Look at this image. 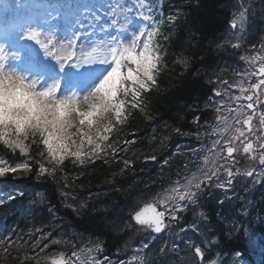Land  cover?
<instances>
[{
    "label": "trees",
    "instance_id": "obj_1",
    "mask_svg": "<svg viewBox=\"0 0 264 264\" xmlns=\"http://www.w3.org/2000/svg\"><path fill=\"white\" fill-rule=\"evenodd\" d=\"M241 1L164 0L165 21L159 35L160 47L156 49L162 59L156 85L141 94L140 108L126 103L121 121H116L114 113H109L99 125H93V133L97 128L102 131L105 126H112L111 137L104 142V153L94 163L86 160L83 165L74 164V158L70 157L57 165L50 161L41 143L44 133L37 132L27 139L31 144L32 172L9 173L0 179L8 182L2 186L4 190L16 189L23 194L0 206V240L6 242V246H0V264H44L50 257L69 254L75 248V232L103 242L106 255L126 254L148 233L145 226L126 227L129 216L152 197L151 193L176 179L174 173L179 162L191 159L184 143L202 144L208 140L209 133L203 124L215 118L204 104L212 95L211 89L216 87L214 71L225 60L219 48L221 40ZM262 6L263 3L259 7ZM170 14L178 17L173 23L168 22ZM125 99L131 100V97ZM196 115L201 118L199 125L193 123ZM177 127L188 133L199 127L200 139L177 135L174 132ZM161 140L166 142L162 149L159 147ZM172 153L176 155L172 157L171 168H161L160 160ZM154 155L158 157L156 161H145L146 156ZM0 157L11 164L25 159L19 150L13 152L3 142H0ZM125 159L132 161L128 168H124L122 161ZM36 161L45 163L51 174L36 179ZM195 169L189 164L185 175ZM12 182L14 184H9ZM244 188V175L239 174L235 178L237 197L233 218L240 229L236 232H231L227 213L220 210L222 190L218 187L203 192L199 204L190 206L189 212L193 219L201 216V212L210 216L217 226L214 235L223 252H239L250 262L264 264V251L259 253L246 234L247 228L252 229L264 242V195L256 196L248 208L242 209L239 196ZM62 193H69V196ZM23 201L29 203V210L21 211L19 205L25 203ZM67 204L74 205L77 211ZM80 205L85 206L81 208ZM36 229L43 233L51 231L52 235L34 248L32 245L42 234ZM53 240L59 243L54 244Z\"/></svg>",
    "mask_w": 264,
    "mask_h": 264
},
{
    "label": "snow or ice",
    "instance_id": "obj_2",
    "mask_svg": "<svg viewBox=\"0 0 264 264\" xmlns=\"http://www.w3.org/2000/svg\"><path fill=\"white\" fill-rule=\"evenodd\" d=\"M142 2L143 8L139 6L137 0H135V3L129 0L130 4L136 6H128L126 11L132 12L134 10L145 21L151 23L143 30L134 34L130 42L121 39L120 35H113L107 31L113 26L117 27L118 25L115 12L111 10L110 15L112 19L100 29V32L104 33V39L94 41L97 47H93L86 54L83 52V49H80V54H78L77 44L81 40L87 42L90 36H96L94 31L95 22L101 21L100 16L96 17L95 22L89 20L87 25L81 23V21L76 23L79 30H73L70 41L67 44L63 40L57 39L58 28L56 30L52 28L44 29L39 22L36 24V30L28 31L25 35L18 38L14 44L0 41V70L8 68L9 61H12L13 57L16 59L23 57V52L17 51L16 45L25 42H31V45L43 50L44 54L49 58H53L57 64L60 76L49 83L47 87L40 89V94L44 98L41 102L43 114L40 116V124L37 125L44 129V138L41 143L45 146L48 158L57 165H62L70 157L74 158V164L78 162L81 165L85 164L86 160L94 163L95 160L100 159L104 153V142L110 138L109 134L112 126L111 124L105 126L102 131L97 128L95 133L86 130V128L91 129L93 125H99L105 114L109 113H114L116 121H121L126 103H129L132 108H140L141 94L151 91L152 87L156 85V74L159 70V63L162 57L156 51L160 46L156 43L154 37L159 34V26L163 24L162 19L159 24L157 23V16H163L162 13L157 12L156 8L146 2V0H142ZM59 18V15L54 14V19ZM177 19V16L171 14L168 16L169 23H173ZM237 23V20L232 19L230 21V28L236 29ZM241 27L243 28V26ZM88 29H93V31L89 33ZM119 29L122 31L124 26L119 24ZM165 39L167 40L168 37H165ZM231 46L234 49H238L241 43L237 40ZM252 47L254 49L256 45H252ZM6 48L13 50L11 57L6 54ZM260 48H264V43H261ZM240 60L247 62L249 65H255L259 62V65L255 71L237 73L241 77L239 83L229 84V81L226 79L220 82L228 85V88H223V93L219 87L211 89L212 95L208 97L205 107L212 108L215 113V119L218 122L216 127L205 123V127L217 137L212 141L211 148L189 149L187 155L191 159L179 162L177 170L174 173L176 179L170 183L168 188L151 193L150 195L155 200V204H149L141 211H136L134 215H130L129 223L126 227L132 228L133 225H139L146 226L155 234L165 232L170 220H181V214L186 212L190 205L196 206L199 204L200 196L204 189L212 186L214 180L219 179L223 166L215 158L216 156L223 153L224 159L234 160V154L238 151L236 142L241 141L242 137L247 139L246 134L253 135L256 141H261L262 137H264V111L257 112L258 107L264 108V100L260 99L261 96H264V63H260L264 60V55L260 52H255L252 55L241 56ZM181 63L186 66L185 60H182ZM253 76L257 77L255 82L251 80ZM245 78H247L248 87L243 86ZM216 83L218 81L214 82V84ZM229 88L240 93V95L229 96L230 100L237 102L236 107L227 106L228 112L234 113L232 119L234 121L235 135H223L221 131H218L220 123L224 125L228 123V116L221 114L225 108L223 98L220 105L213 107V97H223L224 94L229 92ZM245 94L247 95L245 96ZM121 96L126 98L130 96L131 100L121 99ZM242 98L247 100L246 105L239 103ZM81 101H84L83 108L81 107ZM242 116L245 118L241 119ZM254 118L258 119L260 125L255 131L253 129ZM200 119L199 115L194 116L193 123L199 125ZM76 124L79 125V128L77 132H73L72 129ZM174 132L180 136H194L197 140L201 136L199 127L193 133L182 132L179 127L175 128ZM256 133L259 134L257 135ZM76 136L81 138L79 142L75 139ZM26 141L27 139L12 143L0 141L10 147L13 152L19 150L25 157L22 162L15 165H11L6 160L0 159V177L9 173L28 174L32 172L33 166L29 163L32 160L30 155L31 144H28ZM86 144L91 146L88 151H84ZM165 146V140H161L159 147L162 149ZM258 149L261 153L259 162L262 169H264V142L259 143ZM178 151L179 146H177ZM243 151L245 153L254 151V144L251 140H247L244 144ZM208 153H212L211 158ZM40 155L43 156L44 152H41ZM174 155L176 153H172L160 160L161 168H171L172 161L174 160L172 157ZM144 159L145 161H156L158 157L155 155L146 156ZM122 162L124 168L132 165L131 160L125 159ZM36 163L38 165L36 179H40L45 174H51L45 163H41L40 161H36ZM189 164L197 169L190 176L185 175ZM54 171L55 169H52V172ZM224 171L228 179L224 183H216L215 187L225 188L227 186L230 188L232 186V178L237 173H234L232 168H226ZM254 173L255 169L246 171L244 174L247 177H254ZM261 178H264V170L260 171L255 177L254 183H258ZM146 187L148 186L146 185ZM39 195L41 196V202H43V194L40 193ZM62 195L69 196V193H62ZM15 198V196L10 197L11 200ZM4 203L5 201L0 200V206H3ZM157 205L162 210H157ZM66 206L74 212L77 211V208L72 204H67ZM84 206L80 205L81 208ZM200 215L203 216V212ZM204 218L207 219L206 216ZM188 227L195 228L196 225L192 224ZM180 231H185V228H181ZM36 232H41L42 234L40 239H37L32 245L34 248L40 245L41 240H47L52 235L51 231L43 233L41 229H36ZM31 235L32 233L30 232L29 236ZM155 239L156 236H152V240ZM249 240L251 244L259 243V238L249 237ZM52 243H59V241L53 240ZM0 246H6V242L0 240ZM44 247H47V245H44ZM149 247L150 242L143 244L144 249H149ZM176 247L174 244L173 250ZM97 250H102V245L97 244L94 248L88 249L89 252ZM194 250L200 257L204 256V251H202L201 247L197 246ZM165 252L166 247L159 249L161 255ZM71 255L76 258L73 264H81L80 257L76 251H73ZM236 256L239 257L240 253L237 252ZM57 264H65V262L61 260ZM91 264H111V261L108 257H104L103 260L93 257L91 258Z\"/></svg>",
    "mask_w": 264,
    "mask_h": 264
},
{
    "label": "rangeland",
    "instance_id": "obj_3",
    "mask_svg": "<svg viewBox=\"0 0 264 264\" xmlns=\"http://www.w3.org/2000/svg\"><path fill=\"white\" fill-rule=\"evenodd\" d=\"M5 5L7 6L8 3H5L4 1L0 2V12L5 11V8H4ZM13 7H14V9H13L14 12L16 13L17 7L15 6V4H12V8ZM87 7H89V5H87ZM259 9L260 8L257 9L255 6L253 8V14L257 13L259 11ZM45 15H46V10L44 9L41 13V17H44ZM8 17H9V15H7V18ZM248 19H249V15L247 13H243L238 18V23H239L240 27L243 26V28L241 27L242 32L246 28V24H247ZM38 20L41 21V18H38ZM76 23H78V22H73V21L67 20V19H66V21H63L62 30L57 31V39L63 40L64 43L67 44L70 41L73 30H77V31L79 30V27L76 25ZM53 26H55V24H54L52 18H49V20L46 22L45 29H48V28L53 29ZM28 31H32V29H30L29 27H26L24 35ZM107 31L111 32L110 29H108ZM95 34H96V36H90L89 40L87 42H85L83 40L80 41L79 49H83V52L85 54L87 52H90L93 47H97V44L94 43V41L99 40V38H101L102 36L103 37L101 39L102 40L104 39V33L100 32V33H95ZM134 34H136V31H132V33H131V35L127 41L130 42L131 38ZM229 36H231L232 38L234 37L232 32L230 33ZM34 53H36V51L32 52V54H34ZM79 54H80V50H79ZM9 57H11V56H9ZM36 61L40 65L41 69H43L44 71L56 72L59 70L56 62H54V59L47 57L44 54L43 50L38 49V57L36 58ZM9 62H10L9 67H15L16 68L13 60L9 61ZM245 64H246V66H248L247 62H245ZM220 68H221V66L214 71L215 77L219 73H227L228 67L225 66L222 70H220ZM233 68L234 69L236 68L235 65L233 66ZM230 70H231L232 78H235V82L239 83L241 80V77L238 76L237 73H245V72H241V71L238 72V71H236V70L234 71L232 69H230ZM54 75L55 74H53L51 76L50 81H48V83L46 85L40 84L39 87L40 88L47 87L49 85V83L54 81V79H53ZM223 80L224 79H222V81ZM243 86L248 87V82H246V78H245V83ZM236 94L240 95V93L238 91ZM213 101H214V104H217V105L221 104V98L214 97ZM223 102H224V100H223ZM236 103L237 102L235 101V103H233L230 106L235 108ZM239 103L241 105H244L243 98L241 99V101H239ZM81 107L82 108L84 107V101H81ZM225 115L228 116V123H227V125L220 123L218 131H221L223 133V135H235L234 121L232 119L234 113L228 112ZM243 118H245V117L242 116L241 119H243ZM78 128H79V125L76 124L73 127L72 131L77 132ZM86 130L92 131L91 129H87V128H86ZM75 139L77 140V142H79V140L81 138L79 136H76ZM212 141L207 146L190 144V145H187L186 147H188L189 149L201 148V147L211 148ZM73 147L75 148V146H73ZM90 147H91L90 145L86 144L84 147V151H88L90 149ZM208 154L211 158L212 153H208ZM223 157H224L223 153H220L218 156L215 157L216 159L219 160L220 165L225 162ZM262 170H264V169H262V167L255 169L254 177H252V183L250 184L249 188L246 190V194L244 196H242V198H241L242 201H246V200H248V198L250 199L251 195L254 194L255 192L264 191V178H261L258 183H254L255 177ZM225 181H226V176H222V178L219 179V183H224ZM168 187H166V188H168ZM166 188H164V189H166ZM223 189H224V195H223V200H222L223 201V203H222L223 204V211L227 210V212H228L227 221L232 223L231 224V228H232L231 232H236L238 229V226L235 225V220L233 218L234 206H235L234 205L235 204L234 192H233L232 186L230 188L226 186ZM0 200L5 201L6 195L0 194ZM153 201L155 202L154 199H153ZM184 215H185V212L181 214V216H182L181 221L183 220ZM205 216L206 215H204L200 220L193 223L196 225L195 228H189L188 226L190 224H185L183 226H177L176 228L171 230L173 228L172 223H169L167 231L164 235L156 236V239L152 240V236H155V235L150 234L149 236L146 237V239L143 242H141L138 246L135 247V249L132 251L130 256H128L127 258L120 259L118 261H116L115 258H109L111 261V264H118V262H119V264H156L160 260V256H161V254L159 253V249L161 247H165L168 240H170L171 255L168 259L167 264H249L248 262H245L244 260H242L240 258V256L237 257L236 254L228 255V254H223L220 251V249L217 245L218 243L216 242V237L213 235V232L215 230L212 226L213 223L211 224V222L209 221V218L207 216H206L207 219H205L204 218ZM177 222H180V221H177ZM177 225H179V224H177ZM181 228H185V231L181 232L180 231ZM169 230H171L170 234L167 233V232H169ZM75 240L77 241V247L75 249H73V251H76L78 253V255L80 257L81 264H91V258H93V257L96 259H99V260H103V258L106 257L105 255L102 254L101 250H97V251H93V252L88 251V249L94 248L96 246V244H94L89 237L75 232ZM149 242H150L149 249H144L143 244L149 243ZM174 244L177 246L175 250H173ZM197 246L201 247L202 251H204V256L202 257V262L199 261L198 257L194 253V249ZM67 260L69 261V264H73V262L76 260V258L73 257L70 253V258H67Z\"/></svg>",
    "mask_w": 264,
    "mask_h": 264
},
{
    "label": "clouds",
    "instance_id": "obj_4",
    "mask_svg": "<svg viewBox=\"0 0 264 264\" xmlns=\"http://www.w3.org/2000/svg\"><path fill=\"white\" fill-rule=\"evenodd\" d=\"M39 85L40 79L31 73L15 67L0 70V141H24L37 132L44 133L37 126L44 99Z\"/></svg>",
    "mask_w": 264,
    "mask_h": 264
},
{
    "label": "flooded vegetation",
    "instance_id": "obj_5",
    "mask_svg": "<svg viewBox=\"0 0 264 264\" xmlns=\"http://www.w3.org/2000/svg\"><path fill=\"white\" fill-rule=\"evenodd\" d=\"M249 43H250V48H251L252 54H255V52H260L262 55H264V48H260L261 43H264V32L262 30V25L259 26L258 24H253L251 26V28L249 29ZM252 45H256V48L253 49ZM260 63H264V60H262ZM258 65H259V62H257L253 66L251 65L252 70L255 71L256 68L258 67ZM256 79H257V77L254 76L253 81L255 82ZM260 99L263 100L264 96H261ZM259 111H264V108L258 107L257 112H259ZM253 126H255L257 129L260 127L258 119H256V118L253 119ZM256 134L258 135L259 133H256ZM246 136H247V139L242 137L241 141H238L236 143V147H237L238 151L234 154L235 160H236L237 154H238V156H240L238 153L240 150H241V153L243 155H247V154L252 155L253 154V152L245 153L243 151L244 144L247 142V140H251L253 142L255 151L258 150L259 143L264 142L263 137H262L261 141H256L253 135L246 134ZM230 160L233 161V159H230ZM236 163H237V160H236ZM229 167L234 169L233 162L230 163Z\"/></svg>",
    "mask_w": 264,
    "mask_h": 264
},
{
    "label": "water",
    "instance_id": "obj_6",
    "mask_svg": "<svg viewBox=\"0 0 264 264\" xmlns=\"http://www.w3.org/2000/svg\"><path fill=\"white\" fill-rule=\"evenodd\" d=\"M152 204V203H151ZM147 206V205H146ZM145 206H143L139 211H141L142 209H144ZM158 210V209H157ZM154 233V232H153ZM63 260L62 258H56V259H51L47 264H57L58 261ZM64 261V260H63Z\"/></svg>",
    "mask_w": 264,
    "mask_h": 264
},
{
    "label": "bare ground",
    "instance_id": "obj_7",
    "mask_svg": "<svg viewBox=\"0 0 264 264\" xmlns=\"http://www.w3.org/2000/svg\"><path fill=\"white\" fill-rule=\"evenodd\" d=\"M226 32H227V29L225 30L224 35L226 34Z\"/></svg>",
    "mask_w": 264,
    "mask_h": 264
}]
</instances>
